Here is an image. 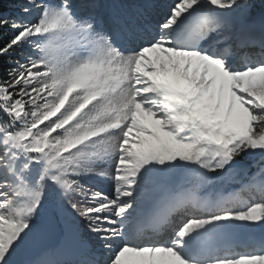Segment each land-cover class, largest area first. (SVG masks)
<instances>
[{
	"label": "snow or ice",
	"instance_id": "obj_1",
	"mask_svg": "<svg viewBox=\"0 0 264 264\" xmlns=\"http://www.w3.org/2000/svg\"><path fill=\"white\" fill-rule=\"evenodd\" d=\"M0 264H264V0H0Z\"/></svg>",
	"mask_w": 264,
	"mask_h": 264
},
{
	"label": "water",
	"instance_id": "obj_2",
	"mask_svg": "<svg viewBox=\"0 0 264 264\" xmlns=\"http://www.w3.org/2000/svg\"><path fill=\"white\" fill-rule=\"evenodd\" d=\"M56 240L55 236H45V237H41L38 241L37 244L38 245H47V244H51L54 243Z\"/></svg>",
	"mask_w": 264,
	"mask_h": 264
},
{
	"label": "rangeland",
	"instance_id": "obj_3",
	"mask_svg": "<svg viewBox=\"0 0 264 264\" xmlns=\"http://www.w3.org/2000/svg\"><path fill=\"white\" fill-rule=\"evenodd\" d=\"M99 183H100V186H101V187H103V186H104L102 182H99ZM260 234H261V232H260L259 230H257V233H256V235H260ZM20 259H21V260H23V259H26V257H25V254H24V255H22V256L20 257Z\"/></svg>",
	"mask_w": 264,
	"mask_h": 264
},
{
	"label": "trees",
	"instance_id": "obj_4",
	"mask_svg": "<svg viewBox=\"0 0 264 264\" xmlns=\"http://www.w3.org/2000/svg\"><path fill=\"white\" fill-rule=\"evenodd\" d=\"M4 11H7L8 9H7V6H5V8L3 9Z\"/></svg>",
	"mask_w": 264,
	"mask_h": 264
}]
</instances>
